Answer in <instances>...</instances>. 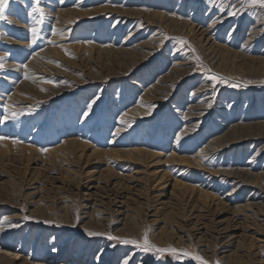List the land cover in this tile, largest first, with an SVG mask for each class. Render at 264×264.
I'll list each match as a JSON object with an SVG mask.
<instances>
[{"label":"rangeland","instance_id":"1","mask_svg":"<svg viewBox=\"0 0 264 264\" xmlns=\"http://www.w3.org/2000/svg\"><path fill=\"white\" fill-rule=\"evenodd\" d=\"M4 16L0 264H264V8L9 0Z\"/></svg>","mask_w":264,"mask_h":264},{"label":"snow or ice","instance_id":"2","mask_svg":"<svg viewBox=\"0 0 264 264\" xmlns=\"http://www.w3.org/2000/svg\"><path fill=\"white\" fill-rule=\"evenodd\" d=\"M37 3H39V0H36ZM9 3V0H0V19H5V16H4V11H5V8L7 6V4ZM250 4L251 5H259V7L261 8H264V0H250ZM242 5H243V0H242ZM238 12H229V15H237ZM31 32H32V43H35L36 42V39H37V35H38V29L36 27H33L31 29ZM53 34L55 35L56 34V30L53 29ZM49 43H55L54 41H49ZM181 44H185L186 41H183L181 40L180 41ZM67 54V53H66ZM2 59V58H0ZM0 67H3L2 64H0ZM210 71V70H209ZM211 81H213V83L215 84L216 82H220V83H224L225 81L215 75L213 76H210L209 77ZM48 83H51V81H46ZM235 86V85H234ZM93 103H95V101H93ZM211 106V105H209ZM89 109H91L92 107V104H89L88 105ZM14 108V105H11V104H4V111L5 113H7L6 115L3 116V118H0V124H3L8 118H9V115L12 116V117H16L18 115V113L14 110H12ZM85 116L88 115V112H85L84 113ZM124 121L121 120V123H123ZM0 139H5V137H0ZM179 139V137H178ZM46 151V149H45ZM25 219H28V217H25ZM88 236H97V235H100V233H95V232H88L87 233ZM108 239L110 240H115V239H118L117 237H113V236H109ZM123 243L125 244H137L138 242L135 241V240H124ZM143 250L145 252H148L150 250H153L155 248L154 245H152L148 239H147V236H145V238L143 239ZM55 251V249H53ZM155 251L158 252V253H173L175 254L176 253V249H161V248H155ZM182 255L188 259H191L193 261H196V264H208L207 261H205L201 256L199 255H196L194 253H191L189 251H183L182 252ZM125 264H127V262H125ZM216 264H219V262L217 261Z\"/></svg>","mask_w":264,"mask_h":264},{"label":"bare ground","instance_id":"3","mask_svg":"<svg viewBox=\"0 0 264 264\" xmlns=\"http://www.w3.org/2000/svg\"><path fill=\"white\" fill-rule=\"evenodd\" d=\"M72 10H73V9H72ZM74 10H75V11H74ZM74 10H73V11L76 12V9H74ZM73 11H70V10H69V11H67V13H65V14H67V15L72 14ZM74 12H73V13H74ZM80 13H81V12H80ZM82 13H83V12H82ZM82 13H81V14H82ZM258 13H259V12H258ZM76 14H77V13H76ZM84 14H85V13H84ZM77 15H78V14H77ZM79 15H80V14H79ZM117 15H118V14H117ZM261 15H262V14H261ZM68 18H69V17H68ZM71 18H72V17H71ZM258 19H259V18H258ZM63 23H65V22H63ZM262 23H263V22H262ZM67 25H68V24H67ZM120 29H121V28H120ZM57 33H58V32H57ZM60 40H61V39H60ZM252 46H253V45H252ZM57 48H58V47H57ZM58 50H59V49H58ZM52 54H53V53H52ZM54 55H55V54H54ZM47 57H48V56H47ZM211 58H212V57H211ZM217 62H218V61H217ZM42 63H43V62H42ZM211 63H212V62H211ZM215 63H216V62H215ZM28 64H29V63H28ZM28 64H27V65H28ZM30 64H31V63H30ZM35 64H36V63H35ZM47 65H48V64H47ZM36 66H37V65H36ZM27 67H28V66H27ZM38 68H39V67H38ZM38 68H37V69H38ZM29 70H30V69H29ZM29 70H28V71H29ZM40 70H42V69H40ZM44 71H45V70H44ZM38 72H39V71H38ZM28 73H29V72H28ZM42 73H43V70H42ZM44 73H45V72H44ZM30 74H31V73H30ZM36 74H37V73H36ZM45 74H46V73H45ZM23 75H24V73H23ZM34 75H35V74H34ZM39 75H40V74H39ZM24 76H25V75H24ZM29 77H30V76H29ZM27 78H28V77H27ZM30 78H31V77H30ZM38 78H39V77H38ZM107 78H108V77H107ZM28 79H29V78H28ZM33 79H34V78H33ZM36 79H37V78H36ZM25 82H26V81H25ZM27 82H28V81H27ZM27 82H26V83H27ZM28 83H29V82H28ZM36 85H37V84H36ZM34 87H35V86H34ZM41 87H42V86H41ZM44 87H45V86H44ZM23 89H24V88H23ZM34 89H35V88H34ZM39 89H40V86H39ZM24 90H25V89H24ZM32 91H33V90H32ZM21 98H22V97H21ZM21 98H20V99H21ZM16 99H18V97H17ZM20 99H19V101H20ZM12 100H13V99H12ZM15 101H16V100H15ZM23 104H24V103H23ZM26 104H27V103H25V105H26ZM18 105H19V104H18ZM16 106H17V105H16ZM19 106H20V105H19ZM138 113H139V112H138ZM140 113H141V112H140ZM132 114H133V113H132ZM133 115H134V114H133ZM138 115H140V114H138ZM139 117H140V116H139ZM131 122H132V121H131ZM9 134H10V133H9ZM33 134H34V133H33ZM55 135H56V134H55ZM181 136H182V134H181L180 136H177V138H175V142H177V144H179L180 141L182 140L181 138H183V136H182V137H181ZM29 137H30V136H29ZM178 137H179V139H178ZM185 138H186V137H185ZM76 143H77V142H76ZM133 143H134V142H133ZM77 145H78V144H76V146H77ZM71 146H72V145H71ZM74 147H75V146H73V148H74ZM77 147H78V146H77ZM71 148H72V147H71ZM78 148H79V149H78V151H79V150H80V147H78ZM75 149H76V148H75ZM210 153H211V152H210ZM233 189H234V188H233ZM233 189H232L231 191H233ZM252 215H253V214H252ZM256 221H257V219H256Z\"/></svg>","mask_w":264,"mask_h":264}]
</instances>
